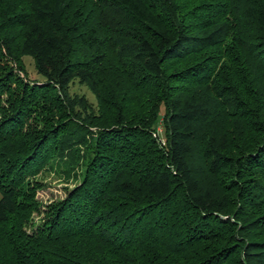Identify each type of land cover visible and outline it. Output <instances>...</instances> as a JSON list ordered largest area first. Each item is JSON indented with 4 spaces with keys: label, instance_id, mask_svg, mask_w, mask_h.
<instances>
[{
    "label": "trees",
    "instance_id": "16d2710c",
    "mask_svg": "<svg viewBox=\"0 0 264 264\" xmlns=\"http://www.w3.org/2000/svg\"><path fill=\"white\" fill-rule=\"evenodd\" d=\"M76 1L0 0V264H264V0Z\"/></svg>",
    "mask_w": 264,
    "mask_h": 264
},
{
    "label": "rangeland",
    "instance_id": "374dc122",
    "mask_svg": "<svg viewBox=\"0 0 264 264\" xmlns=\"http://www.w3.org/2000/svg\"><path fill=\"white\" fill-rule=\"evenodd\" d=\"M184 1L185 4L190 5L194 0ZM75 4H79L88 8L91 5H94V2L93 0H77ZM22 63L27 74L29 76H33L35 74L33 60L28 56H23ZM71 92L84 94L85 96H87L89 101H91L94 105L96 104L94 96L84 86L75 84L71 87ZM155 129V133L160 134L163 138L162 126L158 123L157 125H155ZM64 169V167L56 169H52V167H49L48 169L41 170L34 177H31L32 179H35L36 185L38 186L34 192V199L37 204V209L28 216V222L26 223L27 225L24 227V230L26 232H31L32 227H30V225L38 222L41 219V217L44 215V212L46 211L47 205L57 199L62 198L65 195L66 188L72 187V185L74 184V178H72V176L68 177Z\"/></svg>",
    "mask_w": 264,
    "mask_h": 264
}]
</instances>
